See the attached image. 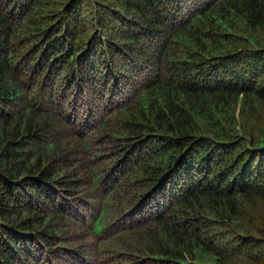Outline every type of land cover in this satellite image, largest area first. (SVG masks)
<instances>
[{"label":"trees","instance_id":"obj_1","mask_svg":"<svg viewBox=\"0 0 264 264\" xmlns=\"http://www.w3.org/2000/svg\"><path fill=\"white\" fill-rule=\"evenodd\" d=\"M0 264H264V0H0Z\"/></svg>","mask_w":264,"mask_h":264}]
</instances>
